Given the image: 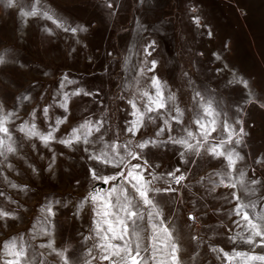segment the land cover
<instances>
[{"label":"rangeland","instance_id":"obj_1","mask_svg":"<svg viewBox=\"0 0 264 264\" xmlns=\"http://www.w3.org/2000/svg\"><path fill=\"white\" fill-rule=\"evenodd\" d=\"M33 9L36 16L22 15ZM0 56V115L12 113L7 126L16 149L0 156V209L15 217L0 219V264L12 259L3 245L13 237L25 248L22 264H63L52 249L40 247L49 242L67 250L69 264H109L95 248L98 205L85 198L94 190L106 197L116 187L127 189L133 204L140 201L123 177L105 184L89 170L126 175L136 164L141 165L136 171L151 181L148 195L159 212L150 221L153 208L140 203L144 218L135 225L128 222L130 238L135 241V231L141 248L148 249L143 256L152 254L153 244L160 247L165 228L179 246V264H245L243 258L229 261L224 253L264 255V247L240 238L247 233L234 212L238 203L254 204L245 209L249 216H264V0H14L12 6L0 0ZM153 77L165 107L146 112L144 93L156 95ZM65 95L67 112L61 106ZM208 104L217 114L216 131L199 155L186 152L172 140L187 138V131L200 139L196 120ZM176 108L182 113L179 122L173 119ZM137 109L145 112L144 122L132 135L126 129ZM57 120L64 122L57 125ZM89 121L99 124L100 131L93 132L88 144L59 143ZM32 124L44 134L55 129V139L45 146L20 131ZM225 125L233 137L225 148L242 157L235 170L223 157L205 151L227 139ZM241 128L243 134L237 135ZM144 141L155 143L137 147ZM112 144L121 146L119 167L89 159L103 149L115 162L120 157L106 147ZM129 151L140 158L133 159ZM177 168L176 175L185 176L180 184L168 176ZM230 183L236 188L225 186ZM155 254L157 260L165 258ZM148 264L157 262L149 259Z\"/></svg>","mask_w":264,"mask_h":264},{"label":"snow or ice","instance_id":"obj_2","mask_svg":"<svg viewBox=\"0 0 264 264\" xmlns=\"http://www.w3.org/2000/svg\"><path fill=\"white\" fill-rule=\"evenodd\" d=\"M14 0H8V6L13 5ZM37 10L33 9L30 12L22 13L25 16H36ZM43 15L51 20L57 27L63 28L64 25L59 20L55 19L52 15L48 12H44ZM196 22L199 23V18H196ZM65 31H72L76 32V28H64ZM81 31L86 29L81 28ZM50 31V30H49ZM211 35V33H209ZM219 59V57H217ZM4 63V59L0 56V64ZM155 67V61L152 62V68ZM151 70V69H150ZM244 86L247 87V82L243 81ZM152 85L156 88V95L155 97L149 96L148 93H144L145 96L148 97L149 104L146 108V112H153L158 111L165 107V103L163 101V96L160 90V83L159 81L153 77L152 78ZM79 92L74 93V95H79ZM87 95V93H85ZM200 94L197 93V96ZM24 99H28L27 96ZM168 99H174V97H169ZM68 97L65 95L64 102L62 103V107L67 112L68 109ZM154 105V106H153ZM135 108V105L133 104ZM177 116H173V119L179 122V115H182L179 108L175 109ZM47 112V109H45ZM0 113H3L2 105H0ZM203 118L197 119L196 124L199 125L200 128V139H196L193 132L187 131V138H180V139H173L172 142L174 144L181 145L186 152H193L196 155L200 154V149L207 143L209 137L211 136L212 132L216 131V113L212 108L211 104H208L206 107L203 108ZM12 113L2 114L0 115V156H4L5 152L7 153H14L16 149L13 147L9 141L11 140L10 130L7 126L9 118L11 117ZM133 115L136 117L135 120L131 122V126L126 129V131L130 132L132 135H135L136 132L139 131L140 127L143 126L145 112H141L137 109ZM206 118V119H205ZM66 119V117H65ZM151 119V117H149ZM63 120H57V125L63 123ZM164 124L167 126L169 124L168 120L164 121ZM225 130L228 132V137L226 140H221L218 144L213 145L211 148H206V152H210L215 157H223L228 164V168L235 170V165L238 160L242 159L239 153L235 152L233 149H226L225 145L232 143V130L230 126L225 125ZM21 132H24L25 135L29 138L38 137L44 144L47 146L52 140L55 139L53 133L55 129L48 131L46 134L41 133L37 130L35 124L32 125H24L20 128ZM100 125H93L90 121L85 122L84 124L80 125L78 128H74L72 133L68 139H62L59 143H62L66 146L71 147L74 143L83 142L84 144H88L89 137L93 134V132H99ZM164 131V128H161L156 135H160ZM244 130L241 128L237 135H242ZM190 140H195V143L190 142ZM149 143H155V141H144L139 143L137 147L143 149L147 147ZM235 143H240V140L237 139ZM110 147L111 151L116 154V156L120 157L118 160L113 162V158H110L109 153L103 149L100 150L98 154H92L89 156L90 160H95L98 163H102L105 165H112L113 167H119L123 163V157L120 156L118 148L121 147L117 144H112ZM127 149V145L123 146ZM85 151H88L86 148ZM181 156H184V152L180 153ZM128 155L131 156L133 159H139L140 157L134 153L129 151ZM194 162V161H193ZM146 163V162H145ZM10 166V165H9ZM141 165L136 164L132 165L131 170L127 172L125 175L124 172L118 173V175L106 176L100 175L97 173L95 169H90V174L94 180L102 181L103 183L107 184L110 181L117 180L118 176L124 178L127 183L132 185V188L135 190L136 195L139 197L140 203H142L145 209L151 207L153 208V212H148V218L151 221L153 215L159 216V212L155 211V205L153 201L149 198L148 195V185L151 181L145 180L142 173L137 172L136 170L140 169ZM177 172H180V169L177 168L174 172H169L168 176H170L175 183L180 184L181 181L185 179L183 173L180 175H176ZM227 175V174H226ZM243 176V173H241ZM157 177H153L156 179ZM223 177L221 179V183H223ZM241 186H243L244 181L241 179L239 182ZM252 184L258 183L256 180L251 181ZM226 187L236 188L235 183L226 184ZM12 187H17V185L13 184ZM27 186H24L22 190H26ZM173 190V189H167ZM158 191V190H157ZM246 191H248L246 189ZM117 193H119L117 195ZM233 198L237 201L240 200V197L233 193ZM86 200L91 201L94 205H98L96 210V215L99 219L96 221V235L99 238V242L95 245V248L99 252V259L101 261H109V264H148V260L151 259L156 261L157 264H179V259L177 253L179 252V246L176 242L172 240L171 233L168 232L167 228L163 229L165 234L164 240L160 241V247H156L155 244L152 245L153 252L150 254L149 257H145L142 255V252L148 251V249H142L140 243L139 235L134 231L131 235H135L136 239L133 241L130 238L129 233V221L133 225H135L137 220H142L144 218V213L140 210V203L133 204L134 197L130 198L127 189L120 188L117 189L113 187L107 196H101L99 190H94V193H89V196L85 198ZM248 207H255L254 204L252 205H245L243 203H238L234 212L237 216L241 218V221L244 223L241 224V221H236V223L244 229L247 233L246 236H241L240 238L247 244L253 245L254 247H264V216H260L255 220L249 216L247 209ZM50 215H54L52 213L51 207L47 209ZM5 218H15L12 213L5 212L3 209H0V219ZM189 219L195 220L194 216H190ZM105 225L107 227H105ZM155 229V225H152ZM239 235V234H238ZM259 237V240L256 238ZM195 239V237H193ZM154 240L158 239L157 236L154 235ZM235 240L236 238L233 237ZM119 240L122 243L116 244L113 241ZM40 247H47L52 249V251L63 261V264H69V258L65 255L66 249L57 250L53 247L52 242H49L47 245H41ZM5 252L8 256L12 257L5 262V264H22V262L26 259V252L25 248L22 244H18L17 238L13 237L10 240L6 241L3 245ZM223 252L222 249H220ZM161 253L165 258L161 260H157V256L155 253ZM89 255L91 256V250L89 251ZM224 256L229 260H233L236 258H243L245 264L248 262L259 261L261 264H264V255H256L250 253H243V252H235L234 254L230 255L229 253H224ZM97 257H93L96 259ZM88 264H91L89 261Z\"/></svg>","mask_w":264,"mask_h":264}]
</instances>
